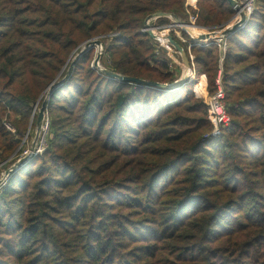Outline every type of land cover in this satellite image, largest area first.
<instances>
[{
    "label": "trees",
    "instance_id": "trees-1",
    "mask_svg": "<svg viewBox=\"0 0 264 264\" xmlns=\"http://www.w3.org/2000/svg\"><path fill=\"white\" fill-rule=\"evenodd\" d=\"M187 1L0 0V162L92 38L119 33L102 40L110 71L172 83L145 19L192 14L221 27L232 14L225 0ZM248 26L222 63L230 124L204 140L211 125L194 82L118 81L92 69L93 48L82 53L49 96L46 148L0 187V229L15 228L8 264H264V0ZM191 51L213 93L217 47Z\"/></svg>",
    "mask_w": 264,
    "mask_h": 264
},
{
    "label": "built area",
    "instance_id": "built-area-1",
    "mask_svg": "<svg viewBox=\"0 0 264 264\" xmlns=\"http://www.w3.org/2000/svg\"><path fill=\"white\" fill-rule=\"evenodd\" d=\"M257 1L258 0H235V6L231 8L232 14L230 19L224 23L221 27H206L199 26L195 23V17L193 15L189 16L186 19H180L178 22L176 19L172 17L171 14L167 16H153L145 19L146 23H144L141 28L142 32H146L149 34V31L154 35H157L161 40L153 39L154 46L156 52L161 54L160 48L164 47L165 44L170 45L174 53L179 55L178 58L181 63V77L183 76V63L181 59L180 53L169 43L166 36L170 35V32L173 31L174 36L186 46V57L189 62V69L186 82H193L197 80V66L195 62V56L191 51V47L196 45L199 47H207V46H216L218 49V71L215 78V86L216 90L213 93H209L205 98V105L209 110V122L211 125V132L207 136L217 137L221 134V132L227 128L230 124V116L227 110V104L225 102V92L222 87V63L225 59V55L228 48V43L231 36L238 32L247 28L253 14L257 10ZM194 0H188L187 4L191 5ZM161 18H168L171 22L169 24L159 25L155 22ZM234 29L232 32L231 30ZM224 31H228L227 33H222ZM183 35L189 37V39H184ZM111 36H119V33H111L109 35H101L98 38L100 40V44H94L91 48L94 49V58L99 54V59L96 65H93V60L91 62V67L98 73L105 74V70L107 69V64H109L110 60L105 53L106 45L103 44L102 40L107 37V39ZM93 40V39H92ZM91 41V40H89ZM89 49L84 50V45L81 46L80 50L75 53V56L78 57L87 52ZM108 59V62L105 63V60ZM168 61V59L166 60ZM169 70L172 72L174 70V65L171 61L167 62ZM204 76V75H201ZM176 81V80H175ZM49 116L47 110L44 113L43 119L41 121L40 130L37 134L36 143L33 148L27 150L24 154L25 156H30V159L38 154H41L44 150L45 136L49 131ZM6 129L11 130L10 124H3ZM41 136V138H39ZM8 178V177H7ZM5 179V181L7 180ZM4 181V182H5ZM4 183L1 185L3 186ZM0 186V187H1Z\"/></svg>",
    "mask_w": 264,
    "mask_h": 264
},
{
    "label": "rangeland",
    "instance_id": "rangeland-1",
    "mask_svg": "<svg viewBox=\"0 0 264 264\" xmlns=\"http://www.w3.org/2000/svg\"><path fill=\"white\" fill-rule=\"evenodd\" d=\"M191 15L192 14H189L186 18H188ZM230 17L225 21V23L230 19ZM186 18H184V19H186ZM162 22H164V19H158L155 23L156 24H161ZM195 23L197 25H199V26H203V25H200V24L197 23V19L196 18H195ZM223 24H224V22H223ZM210 26L218 27L217 25H210ZM248 28H249V26H248ZM251 30H252V35H253L254 34V28L252 26H251ZM98 37H95V38H98ZM95 38H92V39H95ZM104 40H107V42L108 41L110 42L111 39L109 40L106 37ZM109 42H108V44H109ZM83 44L81 46H83ZM164 46H165V48H167L169 50V53H170V55L168 57L169 59H168L167 62L172 61L174 63L173 58H176V60L178 58H180L179 55H177L176 53L173 52L172 47H170V45L165 44ZM74 52H75V50H73V52L70 54V57H69V60H68L69 61V65H70L71 61L74 59V56H75ZM158 55H160V53ZM77 58H78V56H77ZM106 62H108V59L105 60V63ZM64 68H65V66L63 67V69ZM63 69H62V71H63ZM67 69H68V66L65 69L64 75L66 74ZM181 72H179V71L178 72H175V71L172 72L173 73V76H174V81L175 80H178L181 77ZM201 75H204V74H200L199 76L197 75V80L196 81H193L195 84H193L191 86L190 93H192L195 97L199 98L200 100H202L204 102L205 101V98H206V95H208L210 93V89L207 86V82L208 81H207L206 75H204V76H201ZM168 84H171V83H168ZM201 84H203L202 85V88H201V90L200 89L198 90L199 85L201 86ZM172 88H174V87H172ZM46 95H44L42 93L40 95L38 101L36 102V105H34L35 107L33 108V113L31 115V118H30V121H29V126H28L25 134L21 138V142L19 144V147L17 148L16 152L7 160V161H10L11 160L10 163L9 164H5L7 161L2 162V163L0 162V180L4 178L5 173H6V170H8L12 166H14V164H16L21 158H23L25 156L24 153L31 148L34 140L36 139V136H37L36 121H37L38 109L40 108L41 103L43 102V100L46 98ZM204 105H205V102H204ZM206 108H207V106H206ZM207 112H208V117H209L210 114H209L208 108H207ZM33 114H35V116H33ZM34 117H35V119H34ZM4 123L10 124L6 119H3V124ZM10 128H11V130H9V129H7V130H9L10 132L14 133L15 132V129L11 126V124H10ZM119 134H121V132H119ZM207 135H208V133H203L202 139L203 140L206 139ZM51 137L52 136H51L50 132H49V134H47L45 136L44 149L47 146L48 139H51ZM39 138H41V136ZM115 140L120 141L121 139L119 137H116ZM26 163L22 164L19 168H17V170L20 169L21 167H23ZM10 175H8V176H10ZM5 182H3V183H5ZM6 202L7 201L5 200L2 203H6ZM9 208H10V210L15 209V207L13 205L11 207H9ZM235 211H237V209H235ZM9 214L11 216L13 215V213H9ZM233 214H235V212ZM2 215H3L2 218H6L5 217V214L2 213ZM7 217H8V215H7ZM10 220H11V217H10ZM15 223H16V221H15ZM11 224H9L7 227H3V229H0V230H4V231H0V234H1L0 235V254H1L0 255V264H8L9 261H10L9 257H7V255L5 253V249L3 250L2 246H4L6 244V242H8V244H10L12 242V238L9 235V233H13V231H14L15 228H14V224L13 225H11ZM7 259H8V262H7Z\"/></svg>",
    "mask_w": 264,
    "mask_h": 264
},
{
    "label": "water",
    "instance_id": "water-1",
    "mask_svg": "<svg viewBox=\"0 0 264 264\" xmlns=\"http://www.w3.org/2000/svg\"><path fill=\"white\" fill-rule=\"evenodd\" d=\"M227 2V4L229 5L230 8H233L235 6V0H225ZM169 14H162V13H157V14H153L150 15V17L153 16H167ZM172 15V14H171ZM172 17L174 19H176L178 22H180V20L178 19V17L172 15ZM148 18V17H147ZM144 23H146V21H144ZM232 32L234 31V29L231 30ZM228 31H224L222 33H227ZM149 35L152 39H157V40H161V38H159L157 35H154L152 32L149 31ZM167 40L169 41V43L171 44V46H173L181 55V59H182V63H183V76L180 77L178 80L172 82L171 84L168 83H155V82H149V81H145V80H141V79H137V78H131V77H127V76H123L121 74L115 73L113 71L110 70H105V74L111 78H114L118 81H124V82H134L137 84H142V85H148V86H153V87H157V88H172V87H176L178 85H181L185 82L186 78H187V74H188V69H189V62L188 59L186 57L185 51L183 49L182 46H180L173 38L171 35H167L166 36ZM94 44L99 45L100 44V40L99 39H93L91 41H88L86 43H84V50L91 48ZM77 59V56H74V59L71 61L70 65L68 66L67 72L66 74L63 76L62 79H60L57 82H53L49 85L48 87V91H47V95L46 98L43 100V102L41 103L40 108L38 109V114H37V121H36V129H37V134L40 130V126H41V121L43 119L44 113L46 111V107H47V102L49 100V96L51 94V91L58 87L59 85H61L63 83V81H65V79L68 77L73 65L75 64ZM99 59V54H97V56L94 58L93 60V65L97 64V61ZM36 105V104H35ZM35 107V106H34ZM37 137V136H36ZM37 139V138H36ZM36 139L34 140L31 148L34 147L35 143H36ZM30 160V156H24L23 158H21L16 164H14V166H12L11 168H9L8 170H6L5 176L3 179L0 180V186L3 184V182L5 181V179L8 177V175H10L12 172H14L15 170H17V168H19L22 164L28 162Z\"/></svg>",
    "mask_w": 264,
    "mask_h": 264
},
{
    "label": "crops",
    "instance_id": "crops-1",
    "mask_svg": "<svg viewBox=\"0 0 264 264\" xmlns=\"http://www.w3.org/2000/svg\"><path fill=\"white\" fill-rule=\"evenodd\" d=\"M161 19H164V22H162L161 24H159V25H164V24H169L171 21L168 19V18H161ZM184 37H182V38H184V39H189V37H187V36H185V35H183ZM161 48H164V47H161ZM163 51L165 52V53H163L164 55H162V53L160 54V56L161 57H164V58H166V59H169L168 57H169V55H170V53H169V50L167 49V48H165V49H163ZM173 61H174V63H173V65H174V70L172 71V72H181L182 71V69H181V63L179 62L180 60L179 59H177L176 60V58H173Z\"/></svg>",
    "mask_w": 264,
    "mask_h": 264
}]
</instances>
